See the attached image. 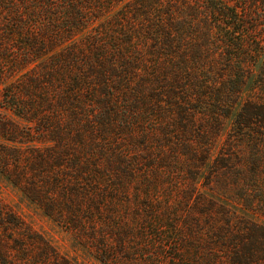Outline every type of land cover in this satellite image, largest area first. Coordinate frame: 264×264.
Returning a JSON list of instances; mask_svg holds the SVG:
<instances>
[{
  "label": "trees",
  "instance_id": "16d2710c",
  "mask_svg": "<svg viewBox=\"0 0 264 264\" xmlns=\"http://www.w3.org/2000/svg\"><path fill=\"white\" fill-rule=\"evenodd\" d=\"M0 107L47 143L25 191L103 259L134 175L170 161L193 164V264H264V0H0ZM0 236V264H72L3 203Z\"/></svg>",
  "mask_w": 264,
  "mask_h": 264
},
{
  "label": "rangeland",
  "instance_id": "374dc122",
  "mask_svg": "<svg viewBox=\"0 0 264 264\" xmlns=\"http://www.w3.org/2000/svg\"><path fill=\"white\" fill-rule=\"evenodd\" d=\"M5 119L21 123L19 125L23 131L12 135L16 142L7 141L2 134L1 123ZM46 146V142L38 141L33 123L29 124L11 110L0 107V150L20 148L21 160L17 164L15 158L7 159L10 165L5 166L0 155V203L45 238L61 256L72 264H193V227L187 224L189 217H193L195 198L192 189L193 164L187 162L190 167L186 172H183L184 165L170 161H165L159 169L148 168L143 172L137 168L138 173L131 181L129 194L121 196L122 201L127 200L128 206L119 211V215L123 216L122 227L129 225L133 237L130 235L127 239L125 251L111 245L112 253L106 257L110 258L107 260L103 259L104 253L97 248L98 242L84 240L88 232L78 233L68 224L48 216L25 191L24 185L30 189L35 187L33 183L38 180H43V185L47 183L48 172L42 175V170H34L35 158L47 153ZM163 154L170 159L175 156L170 147L164 148ZM182 158L187 159L185 156ZM22 172L23 177L20 178L18 174ZM159 179L160 187L156 188L153 185ZM187 194L189 198H186ZM142 200L157 205V211L150 212V209L143 208ZM150 221L157 224L152 225ZM139 234L140 238L136 237ZM1 248L4 249L2 244ZM37 250L31 249L32 252Z\"/></svg>",
  "mask_w": 264,
  "mask_h": 264
}]
</instances>
